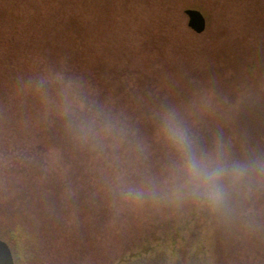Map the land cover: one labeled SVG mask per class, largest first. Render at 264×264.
Returning <instances> with one entry per match:
<instances>
[{
  "label": "rangeland",
  "instance_id": "obj_1",
  "mask_svg": "<svg viewBox=\"0 0 264 264\" xmlns=\"http://www.w3.org/2000/svg\"><path fill=\"white\" fill-rule=\"evenodd\" d=\"M18 1L27 9L13 22L14 8L0 18L3 34L10 25L9 34L28 30L47 13L46 0ZM95 1H53L46 17L52 29L64 22V7L91 19L77 47L92 44L83 63L49 51L68 31L52 38L49 24L33 48L13 54L26 72L37 67L32 56L48 79L51 71L69 82L72 69L81 86L98 91L93 104L82 89L80 102L42 110L43 122H32L28 99L44 108L37 87L4 113L16 121L10 145H0V222L33 238L32 255L19 264H264V0ZM188 8L206 16L204 32L189 26ZM69 43L60 53L71 54ZM86 106L97 109L91 120ZM166 109L199 151L253 165L222 208L180 188L177 155L158 132ZM82 125L91 128L87 140Z\"/></svg>",
  "mask_w": 264,
  "mask_h": 264
},
{
  "label": "trees",
  "instance_id": "obj_2",
  "mask_svg": "<svg viewBox=\"0 0 264 264\" xmlns=\"http://www.w3.org/2000/svg\"><path fill=\"white\" fill-rule=\"evenodd\" d=\"M16 1L18 0H0V5L5 6L3 9H0V18L5 17L7 13L9 14V11L13 10L14 8V11L16 10L17 12H15L12 15V18H13L12 22L14 20L21 19V17L18 15L19 11H22L24 7L27 9V7L24 6V3L21 4L20 1L18 2ZM31 1L34 2V0H31ZM53 1H57V0H46L48 4L46 3L44 4H46L45 8H47V13L44 14V10H43L42 14H38L36 16L37 22H34L31 25L33 27L28 28V30H24L23 32H19L18 34H14V35L9 34V32L11 31L10 28L13 29V25H10V28L9 26L5 28L6 34H3L0 32V118L4 117L7 119V121L5 120L0 121V145L2 143H6L7 146L10 145L8 144L10 143V140L7 139L8 134H9V129H10V122L12 123L16 121V119L10 118L6 116L5 114L11 113L10 109L14 104L18 105L17 103H21L24 100L26 101L29 100L30 106L28 109H29V114H30L29 116L31 117L30 120L33 122V119H35L40 122H43L44 118L40 116V114L43 113L42 110L44 111V114H48L51 110H55V109L60 110L64 108L66 105H68V104L66 105L63 104L65 101H71L74 103L80 102V98L83 96L82 89L89 91V95H91V98H92V101L90 100V104H93V99L96 96L95 94L98 93V91L96 92L94 89H91V88L88 89V88H84L85 86H81L80 85L81 83H79V80L76 79V76L79 74L78 73L75 74L72 69H68L66 71L68 79L71 78V80L69 82H66L64 80L62 82H59L56 79L57 78L56 75L55 77H52L53 75L50 76L51 71L49 72V79H48V70H45L47 68L44 67L43 61L40 62V59H33V57L31 56V61H29V63L33 65L34 69H35V66L37 67L35 70L31 72H26V70H23V67H21L18 64L19 60H17V58H14L13 54H15L20 49L23 50L26 47H29L30 45L32 48L34 47V44L36 43L38 39H40V35L44 31V28H43L44 25L45 26H47L48 24L50 26L52 25V20L50 19L48 21L46 17L50 14L52 9L54 11L53 7L55 6L51 5V2L52 4H55L53 3ZM36 3L37 2H35V4ZM5 8L6 9L8 8V11L5 10ZM64 8L66 9V14H62V18L64 19V22L61 24V27L58 28L59 26H55L52 29V26H51L52 30L47 31V33L52 38H55V36H57L58 29H65L68 31L62 32L61 37L58 38V40H61V43L58 44L57 46L56 44H51L49 46V51L56 52L60 56L62 55V57L68 58L70 62L74 61L76 63H83V60L88 58L86 51H89L92 53L91 48H89L90 46H92V44L90 43V46L89 44L87 46V43H86L87 49L85 50L81 48L82 51H78L77 47H78L79 41L85 38V36L83 35V31L85 30L86 26L88 28L90 27L91 22H89V20L91 19L86 17V14H83V13L81 14L80 17H76L74 15L75 11L68 13L67 11L70 9L68 7H64ZM91 30L89 28V31H87L89 35L91 33ZM69 32L73 33L71 34L72 35L71 38L73 39L69 38L68 40L67 37L69 36L68 34ZM79 32H81V34ZM23 33H27L26 37H24ZM63 34H68V35L64 36ZM91 37L92 35L89 38L90 40H92ZM66 40L68 43L70 41V43L75 46L72 49L70 46L66 48L67 52L71 53L69 55L66 54L65 49L62 51V53H60V50L63 48ZM27 54H30V51H28ZM53 63H54V60H52V65ZM54 68L56 67H53L52 70ZM36 88L38 92H41L43 93L42 95H44L43 96L44 101L40 102L43 104L44 108H42L40 104L37 103L38 101L36 100L35 97L29 98L28 100L26 99L30 95L31 91L36 92ZM97 97H98V94H97ZM44 104L47 105V108H45L46 106ZM87 109L89 110V112L88 113L86 112L85 115H87L88 119L91 120V116L93 115L92 113L93 112L95 113L97 109L92 110L91 107L90 109L89 107H87ZM81 114L83 115L84 113H81ZM128 135H130V133ZM6 145L5 147H3V150L4 148H7ZM205 204H208V203H204V205ZM222 207L223 206L221 205L218 208H222ZM228 208L232 209L231 211L233 212V210L237 207H235V203L234 204L230 203ZM214 213L215 214L213 215L217 217L218 214L216 212ZM225 213L228 214L227 210H225L224 212V209H223V214ZM11 225L12 224H10L7 221H4L3 224L0 222V238L9 242L12 249L16 253L15 254L16 264H19L20 260H22L23 258L25 259L29 257L30 255H32L31 252L33 251V244H30L29 242H31L33 238H30L31 235H29L28 232H26V234H22L21 231L19 230L20 228L19 224L17 225L14 224L12 225V227Z\"/></svg>",
  "mask_w": 264,
  "mask_h": 264
},
{
  "label": "clouds",
  "instance_id": "obj_3",
  "mask_svg": "<svg viewBox=\"0 0 264 264\" xmlns=\"http://www.w3.org/2000/svg\"><path fill=\"white\" fill-rule=\"evenodd\" d=\"M81 137L87 140L91 128L82 125ZM158 132L177 155V171L182 177L181 189L198 195L209 206L220 207L226 201L229 189L238 186L249 175L253 165L227 162L212 152H201L195 137L189 132L179 115L172 109L161 112ZM138 197L139 191L126 194Z\"/></svg>",
  "mask_w": 264,
  "mask_h": 264
},
{
  "label": "water",
  "instance_id": "obj_4",
  "mask_svg": "<svg viewBox=\"0 0 264 264\" xmlns=\"http://www.w3.org/2000/svg\"><path fill=\"white\" fill-rule=\"evenodd\" d=\"M185 13L189 19L188 24L194 31L202 33L206 30L207 19L202 11L196 8H188ZM0 264H16L11 245L2 238H0Z\"/></svg>",
  "mask_w": 264,
  "mask_h": 264
}]
</instances>
